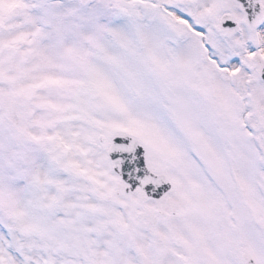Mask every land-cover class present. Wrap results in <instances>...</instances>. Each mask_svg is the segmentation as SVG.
Segmentation results:
<instances>
[{"label": "snow or ice", "instance_id": "obj_1", "mask_svg": "<svg viewBox=\"0 0 264 264\" xmlns=\"http://www.w3.org/2000/svg\"><path fill=\"white\" fill-rule=\"evenodd\" d=\"M0 264H264V0H0Z\"/></svg>", "mask_w": 264, "mask_h": 264}]
</instances>
